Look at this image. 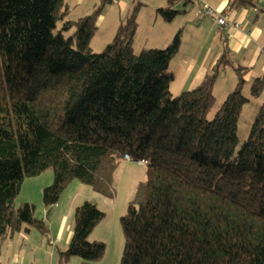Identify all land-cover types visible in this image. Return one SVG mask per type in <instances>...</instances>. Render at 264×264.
I'll list each match as a JSON object with an SVG mask.
<instances>
[{
	"label": "trees",
	"instance_id": "trees-1",
	"mask_svg": "<svg viewBox=\"0 0 264 264\" xmlns=\"http://www.w3.org/2000/svg\"><path fill=\"white\" fill-rule=\"evenodd\" d=\"M179 1L156 9L162 20L187 11ZM65 5L0 0V255L27 224L48 235L33 203L13 207L26 177L53 170L42 194L47 210L74 178L112 197L115 170L128 154L146 163V180L120 217V264H264V104L235 151L239 113L264 92V74L245 95L248 68L223 48L213 67L230 65L237 81L208 118L215 73L170 93L179 31L165 47L135 52L132 15L96 52L90 40L101 5L77 19L65 18ZM103 217L90 200L78 205L59 259L98 260L105 244L88 236Z\"/></svg>",
	"mask_w": 264,
	"mask_h": 264
},
{
	"label": "rangeland",
	"instance_id": "rangeland-1",
	"mask_svg": "<svg viewBox=\"0 0 264 264\" xmlns=\"http://www.w3.org/2000/svg\"><path fill=\"white\" fill-rule=\"evenodd\" d=\"M193 1L196 6L202 7L207 0ZM65 2L67 3L65 5L67 10L66 19H77L91 14L101 5V0H65ZM168 4L167 0H112V2L101 5V11L97 16V29L90 40L91 49L96 52L100 51L114 37L118 25L122 22L119 21L120 18L124 21L129 16L135 15L138 24L133 40L135 52L144 47H165L179 31L181 41L184 42L185 52L193 49L197 51V54H201L207 47H211V57L213 58L214 52L220 43L216 46L213 45L210 37L211 33L208 31L212 28L214 31H218V26L205 15L198 24L200 26L199 34L195 35V30H193L195 24L185 20L182 21L184 16L181 15L183 14H177L173 22L161 19L156 8ZM178 4L174 8L178 7ZM72 31L67 34L72 33ZM209 73L216 74L214 85L216 102L208 113V118H212L227 93L235 87L237 78L234 69L230 65H224L218 70L211 69ZM251 80L253 79H250L243 86L245 95H249ZM263 104L264 92L257 98H250L242 106L237 119L238 142L235 151L246 139L251 122ZM145 180L146 163L144 161L138 162L122 158L114 173L112 197H106L96 192L90 185L74 178L64 187L52 208L47 210L42 200V194L43 188L53 182V170L46 169L35 176L26 177L13 201V207L18 208L26 202L33 203L34 216L42 219L49 230L48 235L44 236L33 226L26 225L33 234L31 240L26 242L25 248L20 252L25 264H120L124 244L120 217L125 214L129 202L135 195L138 184ZM85 200L94 202L104 212L103 219L88 236L89 240H98L105 244L103 254L96 261L71 256L67 262H64L59 259L58 249L65 250L67 248L68 239L74 225L75 208ZM0 264H5L3 255H0Z\"/></svg>",
	"mask_w": 264,
	"mask_h": 264
},
{
	"label": "crops",
	"instance_id": "crops-1",
	"mask_svg": "<svg viewBox=\"0 0 264 264\" xmlns=\"http://www.w3.org/2000/svg\"><path fill=\"white\" fill-rule=\"evenodd\" d=\"M180 3H186L185 8H188L186 12L181 13L183 14L181 16H184L182 21L194 23L193 30H195V35H198L200 27L198 24L205 16L203 6H196L193 0H180ZM205 3L227 18L225 26L215 23L218 26V31H214L213 28L208 31L211 33L212 44L216 46L220 43V45L216 48L212 58L211 47H207L201 54H197V51L193 49L185 52L184 42L181 41L180 47L168 67L173 74L169 86L172 95H177L196 86L205 74L213 69V64L222 53L223 48H226L234 65L248 68L245 74V83L264 74V3L258 4L255 0L253 3L243 0H207ZM119 21H123L122 18ZM236 23L237 25H234ZM205 36L207 37V35ZM32 234L31 229L23 227L6 239L1 250L5 264H25L20 252L25 248L26 242L31 240Z\"/></svg>",
	"mask_w": 264,
	"mask_h": 264
},
{
	"label": "built area",
	"instance_id": "built-area-1",
	"mask_svg": "<svg viewBox=\"0 0 264 264\" xmlns=\"http://www.w3.org/2000/svg\"><path fill=\"white\" fill-rule=\"evenodd\" d=\"M255 1L258 4H263L264 3V0H255ZM203 11H204V14L207 17L210 18L211 22L216 23V24H218L220 26H225L226 25V23H227L226 16L223 15L222 13L218 12L214 8H212L210 5L205 3L203 5ZM234 25H237V23L234 24ZM124 158L127 159V160H131L128 154H125ZM138 162H140V161H138Z\"/></svg>",
	"mask_w": 264,
	"mask_h": 264
}]
</instances>
